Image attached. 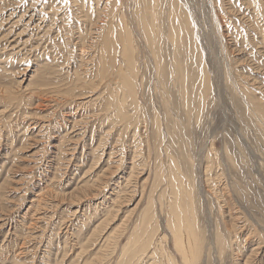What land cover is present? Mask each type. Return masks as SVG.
<instances>
[{"label": "rangeland", "instance_id": "obj_1", "mask_svg": "<svg viewBox=\"0 0 264 264\" xmlns=\"http://www.w3.org/2000/svg\"><path fill=\"white\" fill-rule=\"evenodd\" d=\"M172 1L195 27L182 45L166 40L172 2L161 0V44L150 57L141 36L148 18L142 0H0V97L6 89L11 96L0 106L6 110L0 116V264H113V242L125 241L150 196L156 233L166 234L173 251L158 205L173 157L191 173L204 235L217 227L228 241L221 256L210 249L202 264L264 263V116L256 108L264 105V0ZM107 26L118 46L113 64L125 70L127 47L118 36L123 28L131 33L139 95L137 108L128 109L131 120H117L103 107V82L89 92L80 84L98 81L95 61ZM174 62L187 76L189 116L172 80ZM205 158L217 162L212 181L204 183L201 162L195 185L192 166Z\"/></svg>", "mask_w": 264, "mask_h": 264}, {"label": "bare ground", "instance_id": "obj_2", "mask_svg": "<svg viewBox=\"0 0 264 264\" xmlns=\"http://www.w3.org/2000/svg\"><path fill=\"white\" fill-rule=\"evenodd\" d=\"M134 1V0H133ZM141 1V0H140ZM142 5L144 4V12H143V16L147 15L148 18L144 19L142 24V33L141 36H143L142 38H144V42L147 43L149 45V48H151V53L153 55H151V53L149 54L150 57L155 55V51H156V47L155 44H158L159 41V32H160V27H161V23L159 22V17L160 14H162V8L159 9V5H160V1L161 0H142ZM166 1V0H165ZM172 3L167 2L168 5L170 4L169 7V13H168V19L170 21H168L169 24V33H168V37H166V40H170L173 44H184V40H183V36H185V32L187 33L186 30H191L193 29V24L191 25L192 28H190L189 26V18L188 15L185 13H183V17L180 15V11H181V7H180V11H178V5H176V1H172L170 0ZM103 2V1H102ZM138 2V1H137ZM136 2V5L138 6ZM176 2V3H175ZM179 4V3H178ZM106 5V4H105ZM135 5V6H136ZM139 7V6H138ZM101 8V7H100ZM123 8V7H122ZM141 8V7H140ZM139 10V9H137ZM135 11V10H134ZM168 12V11H167ZM166 12V13H167ZM125 13V12H124ZM140 13V12H139ZM179 13V15L177 14ZM118 14V13H117ZM123 14V13H122ZM120 15V14H119ZM118 15V16H119ZM124 15V14H123ZM122 15V17H124ZM127 15V14H126ZM139 17V16H138ZM127 17H124V20ZM130 18V17H129ZM118 19V18H117ZM120 19V18H119ZM131 19V18H130ZM174 20V21H172ZM121 23V20H119ZM118 21V22H119ZM126 21V20H125ZM134 21V20H133ZM139 21V20H137ZM141 21V20H140ZM191 21V20H190ZM117 22V23H118ZM130 22V21H129ZM193 22V21H192ZM123 23V22H122ZM125 23V22H124ZM123 23V24H124ZM135 23H137L135 21ZM140 23V22H139ZM194 23V22H193ZM126 24V23H125ZM133 24V23H132ZM195 24V23H194ZM122 25V24H120ZM130 25V24H129ZM134 25V24H133ZM109 26V25H108ZM107 26V27H108ZM116 26V25H115ZM123 26H127V25H123ZM122 26V27H123ZM110 27V26H109ZM105 28L106 30L100 32L103 33V37H102V48L100 49V55L99 57H97V60L95 61L96 64V79L98 77V81H94L92 79V82H88L85 80H81L82 78H80L79 75H81L79 73V75L75 74V78H77L78 81H80V84H82L81 86L86 85L88 90L90 88H94L95 89L97 87V84L101 82H103L102 84H104V88L105 86L108 88L106 95H104L103 98V102L102 105L103 107L108 106V111L109 113H113V116L116 117L117 120L123 121V120H128L129 119V113H128V109L131 108L133 110H135L137 108V101H138V92L136 89V69L134 68L133 62L131 60V56L134 50L132 47V43H131V33H129V31L127 32L125 30V28H123V32L120 33V35L118 36V40H120V43L122 45V47H127L124 48L123 50H121V53L123 54V57L126 56V61H125V67L126 70L122 67H120V65H114L113 64V58L114 55L116 54V50L114 49V46H116V41L114 40L113 37L111 36L110 30ZM118 27V26H117ZM116 27V28H117ZM132 27V26H130ZM134 27V26H133ZM132 27V30H133ZM128 28V26L126 27V29ZM135 28V27H134ZM97 29V28H96ZM104 29V28H103ZM122 29V28H119ZM130 29V28H129ZM138 28H136L137 30ZM113 30V29H112ZM116 30V29H115ZM141 30V29H140ZM139 31V30H138ZM162 31V30H161ZM116 32V31H115ZM118 32V31H117ZM121 32V31H120ZM132 32V31H131ZM168 32V31H167ZM162 33V32H161ZM115 34V33H114ZM134 32H133V36H134ZM140 34V33H139ZM138 34V35H139ZM188 34V33H187ZM186 34V35H187ZM101 35V34H100ZM132 36V37H133ZM140 36V37H141ZM167 36V35H166ZM193 36V35H192ZM101 37V36H100ZM138 37V36H137ZM187 37V36H186ZM195 37V36H194ZM168 38V39H167ZM100 39V38H98ZM116 39V37H115ZM97 40V39H96ZM136 40V39H135ZM141 40V39H140ZM101 41V40H100ZM197 41V40H196ZM195 41V42H196ZM99 42V40H98ZM134 42V41H132ZM142 42V41H141ZM170 42V43H171ZM189 42V40L187 41ZM160 43V41H159ZM99 44V43H98ZM144 44V43H142ZM161 44V43H160ZM172 44V45H173ZM193 44V43H192ZM196 43H194L195 45ZM138 45V44H137ZM189 45V44H187ZM186 45V46H187ZM134 46H136L134 44ZM139 46V45H138ZM146 46V45H145ZM144 46V47H145ZM159 46V45H158ZM175 46V45H174ZM172 46V47H174ZM99 47V46H98ZM118 48V46H116ZM178 47V46H177ZM184 47V46H183ZM188 47V46H187ZM197 47V46H196ZM137 48V47H136ZM146 48V47H145ZM158 48V47H157ZM194 48V47H193ZM148 49V48H147ZM163 49V48H162ZM189 49V48H187ZM142 50V49H141ZM159 50V49H158ZM173 50V49H172ZM177 50H179V47L177 48ZM160 51V50H159ZM158 51V52H159ZM176 51V50H174ZM180 51V50H179ZM183 51V50H182ZM137 52V50H136ZM143 52V51H142ZM140 51V54L142 53ZM147 51H144L143 53H146ZM181 52V51H180ZM185 52V51H184ZM93 53V52H92ZM118 53V52H117ZM135 53V52H134ZM142 53V54H143ZM189 53V52H188ZM141 54V56H142ZM164 54V53H162ZM173 56L174 54L171 53ZM177 54V52H176ZM136 55V53H135ZM134 55V56H135ZM139 55V54H137ZM179 55V53H178ZM189 55V54H188ZM98 56V55H97ZM120 56V55H119ZM133 56V57H134ZM160 56V55H159ZM168 56V54H167ZM200 56V55H199ZM118 57V56H117ZM177 57V56H176ZM179 57V56H178ZM189 57H191L189 55ZM87 58V57H86ZM93 58V56L91 57ZM96 58V57H95ZM121 58V57H120ZM156 58V57H153ZM165 58V57H164ZM163 58V59H164ZM167 58V57H166ZM169 58V57H168ZM175 58V56L173 57V59ZM186 58V57H185ZM198 58V57H197ZM135 59V57H134ZM138 59V58H137ZM158 58L154 59L155 61V66H159L161 65V63H159L160 58L157 60ZM172 59V60H173ZM180 59V58H179ZM84 60V59H83ZM117 60V58H116ZM121 60V59H120ZM124 60V59H123ZM152 60V58H151ZM170 60V59H169ZM177 60V59H176ZM190 60V59H189ZM94 61V59L92 60ZM174 61V60H173ZM179 61V60H178ZM115 62V61H114ZM151 62V61H150ZM161 62V61H160ZM185 62V60H184ZM116 63V62H115ZM118 63V62H117ZM124 63V62H123ZM136 63V62H135ZM139 63V62H138ZM152 63V62H151ZM172 63V62H171ZM181 63V62H180ZM141 64V63H140ZM174 66H173V71H175L174 69H176L177 74L179 75L177 77V74L175 73V77H172V80L174 83H176L178 85V89H179V100L183 103V105L186 107L184 113L187 114V116H189L190 114V108L187 107L188 103V89H187V76L184 73L183 70L180 69V67L178 66L177 63L174 62ZM138 65V64H137ZM154 65V64H153ZM196 65V64H195ZM193 66V65H192ZM136 67V66H135ZM197 67V66H195ZM93 68V67H92ZM154 68V67H153ZM162 68V67H161ZM186 68V67H185ZM124 69V70H123ZM158 69V68H157ZM170 69V68H168ZM193 69V68H192ZM95 70V69H94ZM138 70V69H137ZM140 70V69H139ZM190 70V69H189ZM198 71V70H197ZM154 72V70H153ZM157 74V70L155 71ZM159 72V71H158ZM169 72V71H168ZM201 73V72H200ZM199 74V73H198ZM118 76L119 80L116 81H110L109 78L110 77H115ZM156 76V75H155ZM203 77V76H201ZM209 77V75H208ZM74 78V79H75ZM95 78V77H94ZM176 78L178 79V81H176ZM206 78V77H205ZM117 79V78H116ZM157 79V78H156ZM203 79V78H202ZM211 79V77H210ZM139 80V78H138ZM141 80V78H140ZM158 80V79H157ZM171 80V81H172ZM207 80V79H206ZM142 81V80H141ZM169 81V80H168ZM204 82V80H202ZM209 81V79H208ZM44 82V81H43ZM82 82V83H81ZM111 82H113L114 87L111 88L110 84H112ZM116 82V83H114ZM155 82V81H154ZM160 82V81H159ZM211 82V81H210ZM158 83V82H156ZM172 83V82H171ZM206 83V82H205ZM46 84V83H44ZM43 84V85H44ZM73 84V83H72ZM78 82L76 84H73V86L77 85ZM160 84V83H159ZM161 84H163V80L161 82ZM160 84V85H161ZM209 84V83H208ZM207 84V85H208ZM169 85V84H168ZM172 85V84H171ZM174 85V84H173ZM204 85V84H203ZM75 86L72 87L75 89ZM80 86V85H79ZM99 86V85H98ZM138 86V85H137ZM166 86V84H165ZM78 88V86H76ZM173 87V86H172ZM203 87V86H202ZM207 86H205L206 88ZM6 88V87H5ZM8 88V87H7ZM71 88V87H70ZM71 88V89H72ZM76 88V89H77ZM83 88V87H81ZM85 88V87H84ZM103 88V87H102ZM163 88V87H162ZM175 88V87H174ZM56 89V87H55ZM161 89V88H160ZM208 89V88H206ZM3 90H5L3 88ZM7 90V89H6ZM6 90L4 91L5 93L2 94L3 96L0 97V106L2 104H5L6 102H8L7 100L10 99L9 96L6 95ZM10 90V89H9ZM8 90V91H9ZM81 90V89H78ZM90 90V89H89ZM88 90V92H89ZM93 90V89H92ZM209 90V89H208ZM207 90V91H208ZM11 91V90H10ZM9 91V92H10ZM71 91V90H70ZM83 91V90H82ZM80 91L81 94H83V92ZM91 91V90H90ZM94 91V90H93ZM96 91V90H95ZM163 91V90H162ZM3 92V91H2ZM1 92V93H2ZM65 92V91H64ZM85 92V91H84ZM99 92V91H98ZM103 91H100V93H102ZM158 92V91H157ZM67 93V92H66ZM65 93V94H66ZM70 92L68 91V94ZM161 93V91H160ZM178 93V92H177ZM64 94V95H65ZM92 94V93H91ZM90 94V95H91ZM95 94V93H94ZM163 94V93H162ZM202 94V93H201ZM11 95H13L11 93ZM203 95V94H202ZM16 97V95H13ZM70 96V95H69ZM90 97V96H89ZM100 97V96H99ZM103 97V96H102ZM194 98V97H193ZM91 99V98H89ZM102 101V98H101ZM160 101V100H159ZM139 103V102H138ZM192 103V102H191ZM250 104H252L250 102ZM255 104V103H254ZM11 105V104H9ZM100 105V104H99ZM166 105V104H165ZM182 105V104H181ZM200 105V104H199ZM202 105V104H201ZM256 108L258 109V111L264 116V105L257 103ZM180 106V104H179ZM168 107V106H167ZM5 108L7 109L6 105ZM252 108V107H251ZM255 108V109H256ZM2 109L4 111H6L3 107ZM1 110V109H0ZM0 111V116L3 115L4 116V111ZM13 110V109H12ZM108 111L106 114H108ZM131 111V110H130ZM195 113V112H194ZM97 114V113H96ZM259 114V113H258ZM260 114V116H261ZM110 115V114H109ZM98 116V115H97ZM198 116V115H197ZM132 117V116H131ZM130 117V120H131ZM135 117V116H134ZM160 117V116H159ZM109 118V117H108ZM188 118V117H187ZM196 118V117H195ZM4 119V118H3ZM264 119V118H263ZM2 120V119H1ZM133 120V119H132ZM155 121V129L159 130L160 129V118L158 119L157 116H155V119H153ZM160 120V121H159ZM130 122V121H129ZM5 124V123H4ZM115 124V123H114ZM170 129H173V133H174V124L171 122L170 125ZM260 127V126H259ZM128 128V127H127ZM261 128V127H260ZM263 128V127H262ZM169 129V130H170ZM121 131V130H120ZM154 131V129H153ZM155 132V131H154ZM134 133V132H133ZM143 133V132H142ZM167 133V132H166ZM171 133V132H170ZM169 133V134H170ZM176 134V133H175ZM10 141H12V139H9ZM12 144V143H11ZM212 144V143H211ZM8 146V145H7ZM207 146V145H206ZM14 148V147H13ZM206 148V147H205ZM251 150V149H250ZM166 152H168V150L166 149ZM174 156V155H173ZM200 156V155H199ZM208 158V157H207ZM207 158H205L202 161H199L196 163L195 161V165H193V175L195 177V185L196 181L198 180H202L201 175L198 172V164H200L201 162H204L205 165V169L201 170L202 171V175H203V179L205 180L204 183L212 181V177L214 175V171H213V164L217 163L215 162L216 160L213 159L212 160H208ZM168 159V158H167ZM201 159V158H200ZM194 160V159H193ZM222 160V158H221ZM173 162L174 165L172 164H168L167 166V174H166V181L164 182V186L162 188V190L158 193V205L160 208L161 213L164 216V220H165V227L167 228V230L169 231V240L171 241L170 243H172V247H173V251H171L167 245V236L166 234H161V235H157L156 231L159 229L158 228V224H157V214H156V208H155V202L153 200V197L150 196V200H147L146 205L143 207V209L140 211L138 219L136 222H132V225H130L131 230L128 232L125 241L122 242V244L120 245L118 243V239H116L113 242V254L114 251L118 248V252L116 253V256L114 258V260L112 259L111 261H113V264H202L203 262V257L205 256V254H207L209 251L214 250L216 252V255H220L221 252H223V249L226 246V243L228 242L226 240L225 235H223V233L220 231V229H218L217 227H215V229L212 230H207L206 235H204L201 226L198 225V220H197V211L195 210V198H194V185L192 184V179H191V173L186 172V170L181 166V162L178 161V159H175L173 157ZM215 162V163H214ZM169 163V162H168ZM194 163V162H192ZM152 165V164H151ZM218 166V165H217ZM10 167V166H9ZM157 167V166H156ZM198 168V169H197ZM203 168V167H202ZM218 168V167H215ZM228 168V167H226ZM161 169V168H160ZM159 169V170H160ZM201 169V168H200ZM217 170V169H216ZM228 170V169H227ZM164 171V172H166ZM156 172V171H155ZM161 173V172H160ZM218 173V172H217ZM165 175V174H164ZM216 175V173H215ZM158 176V175H157ZM163 176V174H162ZM219 176V175H218ZM132 178V177H131ZM147 178V177H146ZM154 178V177H153ZM155 179V178H154ZM157 180V178L155 179ZM165 180V179H164ZM203 180V181H204ZM2 181H6V180H2ZM202 181V182H203ZM7 182V181H6ZM124 182V181H123ZM129 182V181H128ZM199 182V181H198ZM102 183V182H101ZM6 184V183H4ZM150 193L152 194V189L154 187V181L152 183H150ZM199 184V183H198ZM1 185V184H0ZM8 185V184H7ZM199 186V185H198ZM204 186V185H203ZM7 187V186H5ZM157 187V185H156ZM209 187V186H208ZM198 188V187H197ZM200 188V186H199ZM202 188V187H201ZM222 188V187H220ZM156 189V188H155ZM223 189V188H222ZM199 190V189H198ZM210 190V189H209ZM155 191V190H154ZM200 191V190H199ZM198 191V192H199ZM225 192V191H224ZM223 194V193H222ZM227 195V194H226ZM157 198V197H156ZM232 198V197H231ZM235 199V198H234ZM3 200V199H2ZM226 200V199H225ZM227 203V202H226ZM228 204V203H227ZM205 205V204H204ZM229 205V204H228ZM234 205V204H233ZM108 209V208H107ZM106 209V210H107ZM207 209V208H206ZM236 209V208H235ZM110 210V209H109ZM129 209H127L128 211ZM233 210V209H232ZM132 211V209L130 210ZM129 211V212H130ZM206 211V210H205ZM114 212V211H113ZM127 212V213H129ZM133 212V211H132ZM159 212V211H158ZM157 212V213H158ZM125 213V212H124ZM112 215V213L110 211H108V215L106 217H108L109 215ZM134 214V213H133ZM128 215V214H127ZM127 215L125 217V219L127 218ZM132 215V214H130ZM130 215H128V218L130 219L131 217H129ZM208 215V214H206ZM114 216V215H113ZM159 218V216H158ZM244 218V217H243ZM246 218V217H245ZM128 219V220H129ZM206 219V218H205ZM241 219V218H240ZM124 220V219H123ZM112 221V220H111ZM161 221V220H159ZM122 222V221H121ZM126 222V221H125ZM140 222H143V225H139ZM113 223V222H112ZM205 223V221H204ZM109 224V223H108ZM107 224V225H108ZM226 224V223H225ZM248 224H250L248 222ZM118 225V224H117ZM123 225V224H122ZM126 225V224H125ZM241 225V224H240ZM120 226V225H119ZM124 226V225H123ZM228 226V225H227ZM116 228H118V226H115ZM210 227V226H209ZM231 227V226H230ZM128 228V230L130 229ZM165 228V229H166ZM121 229V226H120ZM113 230V229H112ZM124 230V228L122 229ZM121 230V231H122ZM237 230V228H236ZM119 231V232H121ZM125 231V230H124ZM161 231V230H160ZM212 231V232H210ZM239 231V230H238ZM96 232V231H95ZM115 231H111V235L108 234L107 236H105L104 240L102 241L103 243L106 244L107 241H109L108 237H112V233H114ZM162 232V231H161ZM160 232V233H161ZM165 232V231H164ZM230 231H228L229 233ZM124 232H121L120 236L123 234ZM234 232H232L233 234ZM119 234V233H118ZM126 234V232H125ZM102 235V233H101ZM100 235V237H101ZM247 235V234H246ZM104 236V234H103ZM102 236V238H103ZM116 236V235H115ZM121 238V237H120ZM233 238V237H232ZM236 238V237H235ZM231 239V238H230ZM241 239V238H240ZM99 241V240H98ZM101 242V241H100ZM234 242V240H233ZM102 243V244H103ZM109 243V242H107ZM230 243L232 244V241H230ZM100 244V245H102ZM112 244V243H111ZM230 244V245H231ZM260 244V243H259ZM109 245V244H106ZM243 245V244H242ZM118 246V247H117ZM102 247V246H100ZM103 248V247H102ZM211 249V250H210ZM256 250V249H255ZM101 251V250H99ZM117 251V250H116ZM212 252V251H211ZM258 252V251H257ZM103 253V252H102ZM213 253V252H212ZM264 253V252H263ZM112 254V255H113ZM244 254V253H243ZM103 255V254H102ZM111 255V256H112ZM215 256V253L213 254ZM15 256V255H14ZM221 256V255H220ZM98 257V256H97ZM219 257V256H218ZM249 257V256H248ZM7 258V257H6ZM214 258V257H213ZM94 260H96V258H93ZM91 259V260H93ZM102 259V258H101ZM100 259V260H101ZM216 259V258H215ZM214 259V260H215ZM90 260V259H89ZM90 260V261H91ZM99 260V259H98ZM213 260V259H212ZM110 261V262H111ZM213 262V261H212ZM245 262V261H244ZM90 263V262H89ZM247 263V262H246ZM108 264V263H107ZM264 264V263H263Z\"/></svg>", "mask_w": 264, "mask_h": 264}]
</instances>
